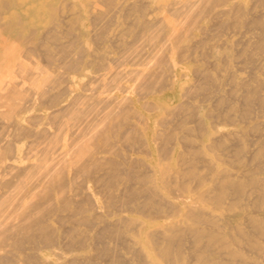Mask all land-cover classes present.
Listing matches in <instances>:
<instances>
[{
    "label": "bare ground",
    "instance_id": "bare-ground-1",
    "mask_svg": "<svg viewBox=\"0 0 264 264\" xmlns=\"http://www.w3.org/2000/svg\"><path fill=\"white\" fill-rule=\"evenodd\" d=\"M2 1L4 7L27 2ZM154 1L87 0L106 7L90 17L93 33L82 0L51 14L74 18L79 32L52 24L40 37L37 28L25 37L33 17L1 24L0 40L12 44L1 60L0 129L12 133L0 130V264H264V0H157L152 8ZM231 31L243 36L231 39ZM115 50L120 59L109 56ZM22 52L41 58L29 57L27 73L15 80L9 69ZM121 59L143 64L131 75L139 99L161 108L160 127L151 131L156 151L132 100L75 88L83 77L105 86L109 74L101 71ZM187 61L193 69L188 98L160 103L157 96L175 88L176 64ZM57 66L66 69L67 81ZM30 79L46 83L27 95ZM34 94L59 125L73 126L68 114L79 105L90 113L85 140L54 162H48L58 145L52 134L24 122ZM208 99L207 116L231 123L238 115L243 128L211 135L202 113ZM34 116L35 122L45 117ZM30 135L46 143L27 176V164L16 161L19 140ZM207 148L217 150L216 159L206 157ZM133 150L148 156L133 157ZM65 160L77 174L66 173ZM44 249L58 260L43 256Z\"/></svg>",
    "mask_w": 264,
    "mask_h": 264
},
{
    "label": "rangeland",
    "instance_id": "rangeland-1",
    "mask_svg": "<svg viewBox=\"0 0 264 264\" xmlns=\"http://www.w3.org/2000/svg\"><path fill=\"white\" fill-rule=\"evenodd\" d=\"M17 1V0H15ZM23 0H21L22 2ZM27 1V2H26ZM26 6L21 5L18 2L12 3L10 6L4 7L3 1L0 0V12L2 13L0 15V27L1 24L3 25L6 21L8 20H12V19H18L20 21H22L23 19H26V22L28 21V19L30 17L34 18V21L30 22L29 24L26 25V29L25 31H23V36L27 37V35L29 34V32H31L32 37L34 36L33 34V29L37 28V37H40L41 35H44V32H48V30L50 31L51 27L53 26L52 24H54V30H60L63 28H67V26H73L74 27V31L75 32H79V28L77 27V22L76 20H74V18H70L69 16H67V14H65V17L61 18L63 15L62 13L59 14V16L57 17H52V12L53 7H57L60 9H63L62 7H68V5H70L69 1L70 0H26ZM84 2L87 3L88 6V10L85 12H82L83 17H85V19L89 20V24L88 26L92 25L91 23V16L92 19H94L96 13L98 11H103L105 10V5L98 3L95 5H91V3H88L87 0H82ZM162 2L164 0H161ZM183 1H187V0H183ZM233 1H240V2H246L249 3L251 2V0H233ZM157 0H155L154 2H152V8H156L157 4ZM101 6V7H100ZM97 7V8H96ZM94 9V10H93ZM97 9V10H95ZM62 12V10H61ZM68 12V11H65ZM70 12H73V10H71ZM154 12L158 13V10H155ZM93 14V15H92ZM39 16V17H38ZM54 19V20H53ZM63 20L65 21V23H63ZM183 20V24L185 22H190L191 19L189 20ZM55 22V23H54ZM92 22L94 23V20H92ZM85 23V22H84ZM178 25L182 24V21H177ZM95 25V23H94ZM94 25L90 26L88 28L89 33H93L95 27ZM91 29H93L91 31ZM1 30V29H0ZM110 35L113 34V30L109 31ZM243 32L239 33V31H231L229 32L230 34V38H238L241 36ZM35 36V37H36ZM243 36V34H242ZM241 36V37H242ZM31 37V36H30ZM240 37V38H241ZM29 38V37H28ZM67 37L64 35L62 37V41L66 40ZM239 39V38H238ZM11 42H4L2 40H0V61L2 59H7L9 58V56L7 55V52H3V49H7L6 46H8V44H10ZM87 43L90 46H94V43L92 41H87ZM12 44V43H11ZM24 48V46H21V49ZM20 49V48H19ZM20 49V50H21ZM8 50H10L8 48ZM4 55H3V53ZM7 53V54H5ZM10 54V53H9ZM22 54V55H21ZM120 54V53H119ZM118 54V52L115 50L114 52L109 53V56L111 57H115L120 59V55ZM18 57L14 60L15 62L10 66V74H12V77L15 80H20L21 76H23L24 74L27 73V65L29 64V62H32V59H30L29 57H31L32 55H34L33 53L30 54L31 56H28L29 54L26 55V53H17ZM37 55V54H36ZM34 57V59L36 58V61H40L41 58L39 55L37 56H32V58ZM21 58H25V59H21ZM29 58V59H26ZM30 60V61H27ZM118 60V59H117ZM121 61L123 62V64H120V61H116L114 64H111L110 67L104 69L101 72H104L105 75L104 76H108L107 73L109 74V78L106 79V85L105 86H101L100 83H97L96 81H94L93 79H89L88 77H83L82 79H80V82L75 86L77 91H81L85 94H90L92 91L91 89H95L97 88V91L95 94L98 95H111V96H115V97H123L126 96L128 97V99L133 101V106L135 108H137V110L141 113V115H143L144 118L147 119V125L143 126L144 128V132H145V137L147 140V145L149 146V149L152 151H156V143L153 139V133L152 128H159L160 125L157 122L159 115L161 113V108H153V109H149L147 106H145V104L143 103L142 99L140 98V89L136 87V85L134 84V80L131 79V75L135 74V72L139 69H141L143 67V64H138V65H132V64H124L125 62L121 59ZM4 60L0 62V68H2L0 70V77L2 76V73H4L5 67H4ZM119 62V63H117ZM194 62V61H192ZM3 64V66H2ZM191 62H186V63H177L176 64V69H177V73L179 75L178 79L176 80V84H175V88L173 90H169L167 92H165L163 95H159L157 96L159 98V100H161L160 103H164V102H168L171 104H174L178 101H182L185 98H188V95L184 94V89L185 86L189 85L192 82V77H193V69L191 68ZM236 65V62H235ZM238 65V64H237ZM238 66H235V68ZM53 68V67H52ZM57 69H59V74L61 75V77H63L64 75L62 74L63 72H66V69L58 67ZM55 70V69H54ZM52 71L48 70V73H50ZM240 75L239 76H244L246 74L245 71H239ZM45 73L43 76L44 78L47 77L49 74ZM54 73V72H53ZM52 73L51 76H54ZM64 73V74H65ZM65 74V75H66ZM47 75V76H46ZM67 76V75H66ZM63 77L64 81L67 77ZM49 77V76H48ZM67 81V79H66ZM35 81L27 80L25 82L24 88L26 89V91L28 90H32L33 86L34 88H36L37 86L40 85L41 79L39 81H36L35 83H33ZM44 84L46 82H43ZM42 83V85H43ZM67 82H63L61 83L62 86L66 85ZM230 85L225 84V87L228 88ZM29 87V88H27ZM33 88V89H34ZM28 94H31V91ZM32 95V94H31ZM34 104L35 107L27 110L26 114H27V121L25 122V125L27 126V128L29 130H37L39 127H45L46 132L48 134H52L53 139L58 143L57 147L54 149L55 152H53L51 154V156L48 157V162H54L56 160H58L62 155H64L66 153V151L68 152L69 150L80 146L82 144L81 141L85 140V138L87 137V133H88V126L91 124V120L90 119V113L88 108L85 105H79V107H75L71 110V112L68 114V117L72 120L73 126H64L63 124H58L56 121L51 120L49 117V109L46 108H41L38 107V103L40 102V100L38 99V94H34ZM0 102L3 100V98L0 97ZM146 99V98H145ZM200 99H197V101H199ZM202 100H200L201 102ZM212 99H208L205 100L204 103V107L202 109V113L206 115L205 120H206V125L210 128L211 135H220L219 132L222 131H236L239 130L241 128H243V123L242 121L238 120L240 119L237 115L236 120L232 121L231 123L228 121H224L221 119H217L215 117H211V116H207V110L209 107L212 108ZM1 107V106H0ZM161 107V105H160ZM5 109L4 107H1L0 110ZM37 113L43 114L45 117L36 121L37 118L34 116ZM237 114V113H235ZM215 118V120H213ZM213 120V121H211ZM219 124L216 125L217 129H214V125L215 124ZM2 126V125H1ZM4 126V125H3ZM236 126V127H235ZM5 127V128H4ZM3 128V132L5 133L4 136H6V133H8L9 131L12 133V129H10L11 127L9 126H4ZM1 128V129H2ZM0 129V130H1ZM231 129V130H230ZM9 130V131H8ZM1 135V134H0ZM3 135V134H2ZM206 140L205 142L208 143V137H204ZM197 140V141H196ZM39 141V140H38ZM37 140L35 141L34 137L32 135L27 136L25 138H21L19 140V147H20V154H21V158L18 159L16 161V164L18 165H26L27 164V176L31 175V173L33 172V169L30 167V165H35L36 163L39 162V157L42 155L40 154V148L43 147L44 145L41 144V142H45V140H42L41 142H38ZM202 140L199 138L196 139L194 143H199ZM46 143V142H45ZM56 143V144H57ZM41 144V145H39ZM39 146V147H38ZM41 146V147H40ZM178 149L180 150L181 148L178 147ZM217 150L215 149H206V157L211 159L210 157H212V159H216V153ZM214 152V153H212ZM209 153V154H208ZM131 155L133 157H147L148 154L143 151V150H133L131 151ZM156 156V155H155ZM156 158H159L158 156H156ZM164 162H168L167 160H165ZM222 165H226L221 163ZM65 169H66V173L69 176H74L75 174H77L76 168L74 165H72L69 160H65ZM201 172H207V167L203 166L201 167ZM88 185L90 186L89 190L91 189H95V185L93 183H88ZM54 251L51 250H42L41 253L43 256L49 258V259H55L58 260V257L55 255V253H53Z\"/></svg>",
    "mask_w": 264,
    "mask_h": 264
}]
</instances>
